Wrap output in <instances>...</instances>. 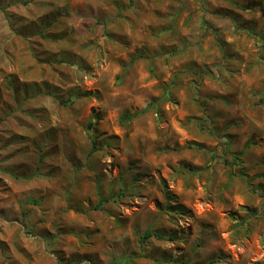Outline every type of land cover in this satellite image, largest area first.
<instances>
[{"label": "rangeland", "instance_id": "374dc122", "mask_svg": "<svg viewBox=\"0 0 264 264\" xmlns=\"http://www.w3.org/2000/svg\"><path fill=\"white\" fill-rule=\"evenodd\" d=\"M0 264H264V0H0Z\"/></svg>", "mask_w": 264, "mask_h": 264}, {"label": "trees", "instance_id": "16d2710c", "mask_svg": "<svg viewBox=\"0 0 264 264\" xmlns=\"http://www.w3.org/2000/svg\"><path fill=\"white\" fill-rule=\"evenodd\" d=\"M141 113H144V111L141 112ZM133 118H134V116L125 113V114H123V115L121 116L120 121H121L122 123H124V122L127 123V122H130ZM233 157H234V156H233ZM238 161H239V158H238V157H234V158H233V162H234V163H238ZM253 214H254V212H253ZM151 237H154V238H156V239H158V240L161 239L160 237L154 235L153 233L147 232V233H145V235L142 237V241H145V240H147V239H149V238H151Z\"/></svg>", "mask_w": 264, "mask_h": 264}]
</instances>
